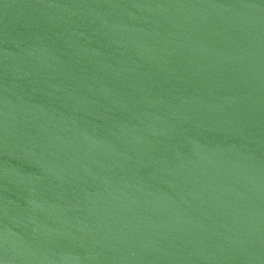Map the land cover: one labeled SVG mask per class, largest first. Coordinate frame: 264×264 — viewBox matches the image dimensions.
<instances>
[{"label": "water", "instance_id": "water-1", "mask_svg": "<svg viewBox=\"0 0 264 264\" xmlns=\"http://www.w3.org/2000/svg\"><path fill=\"white\" fill-rule=\"evenodd\" d=\"M0 264H264V0H0Z\"/></svg>", "mask_w": 264, "mask_h": 264}]
</instances>
